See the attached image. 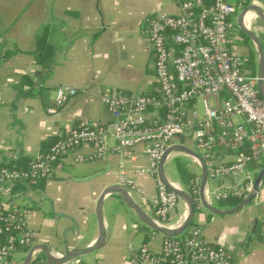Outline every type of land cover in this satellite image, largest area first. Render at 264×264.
<instances>
[{"label": "crops", "instance_id": "1", "mask_svg": "<svg viewBox=\"0 0 264 264\" xmlns=\"http://www.w3.org/2000/svg\"><path fill=\"white\" fill-rule=\"evenodd\" d=\"M248 5L257 6L264 14V0H248ZM177 12L173 0H0V162L26 166L38 153L47 151L58 132L77 128L84 121L110 122L111 113L101 100L106 89L154 93L157 84L145 21L158 13ZM251 20L249 27L264 47V25L254 14ZM236 22L234 15L230 19L232 49L246 61L249 48L241 43ZM46 29L48 42L56 48L48 68L34 56L36 38ZM60 84L74 86L77 93L56 114H49L46 107ZM180 142L195 151L189 136L175 140ZM78 152L88 159L74 162L70 155L62 158L51 176L33 181L28 195L19 199L28 209L27 224L34 244H46L52 253L87 248L96 242V202L108 185L129 189L143 210L154 215L156 181L141 172L148 165L144 155L137 152L127 158L110 152L93 157L91 144L82 145ZM177 157H187L189 169L201 178V167L193 168L184 152H172L166 159L167 178L166 163ZM232 158L228 153L216 155L218 162ZM122 174L132 180L131 187L121 184ZM172 181L181 184L178 175ZM178 213L170 219H176ZM102 217L104 245L63 264H130V257L143 244L159 252L164 235L141 223L118 194L104 196ZM198 219L204 224L206 241L231 250L232 264H264V237L259 233L264 222V182L255 199L240 211L200 213ZM38 254L48 264L41 250ZM24 256L20 250L8 259L0 258V264H22Z\"/></svg>", "mask_w": 264, "mask_h": 264}, {"label": "built area", "instance_id": "2", "mask_svg": "<svg viewBox=\"0 0 264 264\" xmlns=\"http://www.w3.org/2000/svg\"><path fill=\"white\" fill-rule=\"evenodd\" d=\"M173 1L179 12L158 13L145 21L157 84L154 93L106 89L101 100L111 113L110 122L99 125L84 121L77 128L58 132L47 151L38 153L26 166L0 162L1 259L20 250L26 254L34 246V234L27 224L28 209L18 200L28 195L32 181L51 176L62 158L70 155L74 162L88 159L78 152L82 145H93V157H105L110 152L127 158L137 152L145 156L148 165L141 172L156 181L151 218L163 228L179 227L188 214L187 204L158 179L161 157L178 138L189 136L205 163L206 202L243 198L250 192L254 175L264 164V98L257 88V73L247 70L243 57L232 49L230 24V19L248 6V0ZM76 93L74 86L58 85L46 111L56 114ZM109 140L113 141L111 146ZM220 152L233 158L218 162L216 155ZM187 156L191 164L201 167L197 157ZM165 177L170 185L194 198L196 210L203 207L199 174H194L191 190ZM120 179L122 185H133L123 174ZM219 181L236 184L220 185ZM263 182L264 178L260 186ZM176 211V219L171 220ZM259 233L264 237V222ZM39 252L31 251L29 264H45ZM129 262L232 264L233 256L228 247L206 241L202 226L191 223L177 236H164L159 252L143 244Z\"/></svg>", "mask_w": 264, "mask_h": 264}, {"label": "water", "instance_id": "3", "mask_svg": "<svg viewBox=\"0 0 264 264\" xmlns=\"http://www.w3.org/2000/svg\"><path fill=\"white\" fill-rule=\"evenodd\" d=\"M247 13L254 14L264 25V14L258 8L254 5H248L247 7L243 8L238 14H237V26L240 29V31L246 33L249 38L251 39L256 52H257V88L259 91V94L262 98H264V47L263 44L259 38V36L254 32L249 26H246L242 19ZM171 152H184L189 155H193L197 157L200 160L201 164V183H200V201L202 205L212 214L215 215H226L231 214L237 211H240L245 206L250 204L255 197L257 196L259 190H260V184L264 178V166L259 170L257 175L255 176L253 180L252 189L250 192L244 196L241 201L236 204L235 206L229 207V208H220L215 206L212 203L206 202L203 196V188L204 184L207 179V169L205 166L204 161L201 159L199 154L192 150L191 148L185 146L184 144L180 143H174L170 145L165 152L163 153L161 160L159 162L158 166V179L166 185L170 190L174 191L178 197L184 201L188 206V214L183 223L175 228V229H168L158 226L154 223L152 218L143 210V208L134 200L132 194L125 189L123 186L119 184H111L103 188L101 193L98 196L96 207H95V215L97 219V226H98V237L94 244L91 246L85 248L83 246H77L71 249H65L63 252V255L61 257L54 256L52 252L49 250L48 246L46 244L38 243L34 244V246L25 254L22 264H29L30 261V255L31 251L33 249H39L43 252L44 257L46 259V262L48 264H63L67 261H70L71 259L86 254L88 252H91L93 250L99 249L104 245V242L106 240V230L104 227L103 217H102V201L104 196L115 193L118 194L124 203V205L134 213L135 217L143 224L147 225L148 227L157 230L158 232L162 233L164 236L173 237L177 236L180 233H182L193 221L195 216V202L194 198L184 189L178 187V186H172L168 183L165 173H164V164L165 161Z\"/></svg>", "mask_w": 264, "mask_h": 264}, {"label": "trees", "instance_id": "4", "mask_svg": "<svg viewBox=\"0 0 264 264\" xmlns=\"http://www.w3.org/2000/svg\"><path fill=\"white\" fill-rule=\"evenodd\" d=\"M47 29L44 30V32L37 36L36 38V45L34 49V56L36 59V62L41 64L43 67H50L52 63V57L55 52V47L50 44L47 40ZM240 36L243 38L241 41L242 44L248 46L249 48V53L246 57L245 65L248 68H253L255 61H256V52L252 46L251 40L249 36L240 31ZM55 141V138L52 139L49 143V146ZM174 163L178 172V178L181 183V185L186 188L187 190H191L192 187V180L194 178V174L192 171L188 168L186 161H184L182 158L177 157L174 159ZM23 165V164H22ZM13 166H20V163L18 165H13ZM264 164H260L259 167H263ZM35 181V180H34ZM33 182V181H32ZM31 182V183H32ZM242 198L240 197H232L227 200H221L218 201L215 206L220 207V208H229L232 206H235L241 201ZM196 210V208H195Z\"/></svg>", "mask_w": 264, "mask_h": 264}, {"label": "rangeland", "instance_id": "5", "mask_svg": "<svg viewBox=\"0 0 264 264\" xmlns=\"http://www.w3.org/2000/svg\"><path fill=\"white\" fill-rule=\"evenodd\" d=\"M245 68H246V65L244 66ZM257 67H258V65H257V61H255V64H254V67L252 68V72L253 73H257ZM249 68V67H248ZM256 71V72H255ZM198 109L200 110L201 109V105H200V103L198 104ZM199 152V151H198ZM184 161H186V163H187V166H188V168H190L189 167V163H188V158L187 157H181ZM193 168H196L197 169V167H195V165H194V167ZM166 172H167V175H168V177L170 178V179H172V180H177V175H178V172H177V169H176V166H175V163H174V161L173 162H168V163H166ZM217 202L218 201H213V204L215 205V204H217ZM18 203H22V201H19L18 200ZM258 208H259V205L257 206ZM209 213V211L203 206L201 209H198V210H196L195 211V216H194V219H193V221H192V223H197V224H199L200 226H202V228H203V225H202V223L199 221V219H198V215L200 214V213ZM210 214H212V213H210ZM201 223V224H200Z\"/></svg>", "mask_w": 264, "mask_h": 264}, {"label": "bare ground", "instance_id": "6", "mask_svg": "<svg viewBox=\"0 0 264 264\" xmlns=\"http://www.w3.org/2000/svg\"><path fill=\"white\" fill-rule=\"evenodd\" d=\"M251 19H252V14L251 13H247L243 17L242 21H243L244 24H246V26H249L252 23V20Z\"/></svg>", "mask_w": 264, "mask_h": 264}]
</instances>
